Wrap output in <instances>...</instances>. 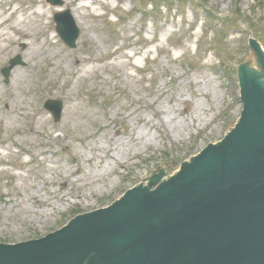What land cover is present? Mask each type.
<instances>
[{
	"label": "rangeland",
	"instance_id": "1",
	"mask_svg": "<svg viewBox=\"0 0 264 264\" xmlns=\"http://www.w3.org/2000/svg\"><path fill=\"white\" fill-rule=\"evenodd\" d=\"M63 1L0 0V243L44 237L176 175L239 122L242 78L264 75L251 27L229 18L252 19L264 49V0H153L163 6L147 22L136 6L150 0ZM67 8L78 9L75 48L55 30ZM50 98L64 103L59 122Z\"/></svg>",
	"mask_w": 264,
	"mask_h": 264
},
{
	"label": "water",
	"instance_id": "2",
	"mask_svg": "<svg viewBox=\"0 0 264 264\" xmlns=\"http://www.w3.org/2000/svg\"><path fill=\"white\" fill-rule=\"evenodd\" d=\"M56 20L75 47L70 11ZM250 41L264 69L261 46ZM250 77L242 78V126L220 149L206 148L155 190H130L42 239L0 243V264H264V75ZM46 106L59 120L62 103Z\"/></svg>",
	"mask_w": 264,
	"mask_h": 264
},
{
	"label": "bare ground",
	"instance_id": "3",
	"mask_svg": "<svg viewBox=\"0 0 264 264\" xmlns=\"http://www.w3.org/2000/svg\"><path fill=\"white\" fill-rule=\"evenodd\" d=\"M37 1H39V0H37ZM69 2V1H68ZM72 3H73V1H72ZM79 7H83V5H81V6H79ZM73 10V9H72ZM78 9H75V11H77ZM74 11V10H73ZM74 11V12H75ZM41 15H45V12H41ZM75 17H77V15L75 14L74 15ZM23 18H20L17 22H16V24L19 26L22 22H23ZM28 25H29V23H28ZM25 27H26V25H25ZM24 32H27V29H25L24 28V30H23ZM1 33H3V32H1ZM0 33V34H1ZM28 38V37H27ZM51 55V54H50ZM55 55V54H54ZM74 59H75V64H74V66L75 67H79V57H78V55H74ZM59 61H65L63 58H60L59 59ZM78 62V63H77ZM54 64H55V62L52 60L51 61V67H53L54 66ZM25 67H28V63L26 64V66ZM54 67H56V64H55V66ZM186 103H187V107L186 108H184V113H186L188 116L190 115V113H191V111H192V106H193V104H192V102L191 101H186ZM110 157H112V155L110 154L109 155ZM82 170V167L81 166H79V167H77L76 168V170H75V172L77 173V172H79V171H81Z\"/></svg>",
	"mask_w": 264,
	"mask_h": 264
},
{
	"label": "trees",
	"instance_id": "4",
	"mask_svg": "<svg viewBox=\"0 0 264 264\" xmlns=\"http://www.w3.org/2000/svg\"><path fill=\"white\" fill-rule=\"evenodd\" d=\"M247 22L250 24V26H254V24L251 21L247 20Z\"/></svg>",
	"mask_w": 264,
	"mask_h": 264
}]
</instances>
